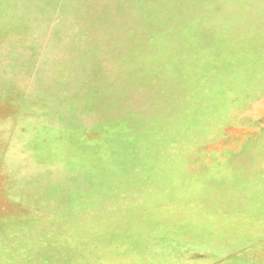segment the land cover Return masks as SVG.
<instances>
[{
	"label": "rangeland",
	"instance_id": "obj_1",
	"mask_svg": "<svg viewBox=\"0 0 264 264\" xmlns=\"http://www.w3.org/2000/svg\"><path fill=\"white\" fill-rule=\"evenodd\" d=\"M0 264H264V0H0Z\"/></svg>",
	"mask_w": 264,
	"mask_h": 264
}]
</instances>
